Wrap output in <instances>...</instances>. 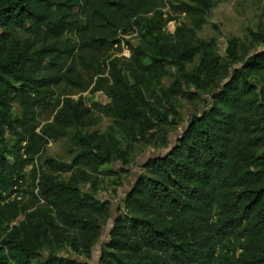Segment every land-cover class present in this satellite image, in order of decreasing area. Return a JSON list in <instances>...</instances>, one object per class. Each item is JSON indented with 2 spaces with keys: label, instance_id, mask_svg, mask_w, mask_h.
<instances>
[{
  "label": "trees",
  "instance_id": "trees-1",
  "mask_svg": "<svg viewBox=\"0 0 264 264\" xmlns=\"http://www.w3.org/2000/svg\"><path fill=\"white\" fill-rule=\"evenodd\" d=\"M68 1L0 0V201L21 164L7 137L16 136L18 145L57 138L66 128H75L84 114L81 98L73 99L69 89L61 94L51 121L35 122V98L52 92V86L65 81L78 92L85 90L81 76L63 67L65 58L76 54L82 65L93 66L94 59L86 52L60 42L65 32L77 28L76 19L61 9ZM87 3L100 28L85 42L91 48L104 50L119 44L117 36L133 24H145L151 39L149 54L133 46V83L123 74L120 58L106 62L112 83L109 101L100 108L128 136L144 137L150 128L143 92H154V83L159 85L168 74L167 65L174 67L173 80L163 91L167 97L176 96L182 85L205 90L209 86L200 80L202 73L214 74L218 66L209 43H194L191 37L185 39L181 53L170 51L154 33L155 28L138 15L149 11L141 8L139 12L138 0H85ZM199 3L201 6L185 2L183 10L192 16L209 10L207 0ZM21 33L44 36L48 43L31 49ZM228 48L229 55L238 60L234 46ZM196 54L200 63L195 72L187 71L185 63ZM146 56L149 64L143 65ZM43 65L55 70L38 77L37 68ZM254 75L263 78L254 83ZM206 94L209 101L192 116L176 142L144 160L124 191L121 212L110 229L112 238L100 255V264H264V49L232 66L225 86ZM14 103L19 107L17 119L11 116ZM156 116L161 117L159 112ZM70 140L76 152L71 164L47 158L50 168L67 172L72 165L84 164L98 169L112 161V151L99 145L93 135L73 131ZM79 179L83 178L43 176L33 181L31 192L52 203L63 225L86 231L93 223L84 210L98 208L96 199L82 192ZM24 212V223L10 225L0 239V264H26L40 255L29 237L43 243L48 228L57 236L59 225L54 220L46 219L44 225L34 211ZM2 222L0 218V225ZM71 263L52 256L38 264Z\"/></svg>",
  "mask_w": 264,
  "mask_h": 264
},
{
  "label": "rangeland",
  "instance_id": "rangeland-1",
  "mask_svg": "<svg viewBox=\"0 0 264 264\" xmlns=\"http://www.w3.org/2000/svg\"><path fill=\"white\" fill-rule=\"evenodd\" d=\"M207 1L210 3L209 10L201 15L192 16L183 10V4L187 2L201 6L199 0H138L141 4L139 12L141 8L149 9L138 15L145 18V23L155 28L154 33L170 51L181 53L185 39L192 37L194 43L199 40L209 43V50L218 66L214 74H201L200 80L209 83L206 90L193 86L186 88L182 85L176 96L167 97L163 91L171 84L174 73V67L167 65L168 74L161 78L159 85L154 83V92H143V101L148 103L144 111L147 118L151 117L148 124L150 128L144 137L136 135L135 138L128 136L127 131L117 126L112 117L105 115L100 105L109 101L107 92L112 83L106 73L107 60L113 57L120 58L123 74L133 83L130 77L133 46H140L147 54L152 51L151 39L145 30V24L139 27L132 23L124 37L121 34L117 36L118 39L121 37L119 44L109 49L97 50L85 44L89 36L100 31L89 3L85 4V0H71L67 2L68 6L61 8L76 19L77 28L65 32L60 42L64 44L67 41L76 45L77 50H81V53L86 52L85 55L88 58L92 57L94 62L93 66H84L76 54L63 60L64 68L81 76L85 85L84 91L78 92L69 83L62 81L52 86V92L39 97L33 94L37 102L35 122L42 125L51 121L61 94L66 90H72L71 97L81 98L84 107V114L75 128H66L65 133L57 138L36 139L28 144L23 142L18 145L15 143L16 136L7 137L14 158L18 156V162L21 164L15 170L16 175L11 187L2 193L0 218H3V222L0 225V239L8 232L10 225L24 223L25 209L34 211L37 220L44 225L46 219H52L59 225L57 236L48 228L47 239L43 243H37L33 237H29V241L38 248L40 255L28 260L26 264L42 263L52 256L67 258L74 262L71 264H100V255L105 252V247L112 238L110 229L121 212L122 195L139 174L143 161L176 142L192 116L202 110L203 103L209 101L207 91L216 92L225 86L232 66L242 63L250 55L264 49V0ZM73 3H79V7L72 5ZM21 36L28 41L31 49L48 43L44 36L24 33H21ZM229 45L234 46V51L239 56L238 60L229 55ZM142 63L148 65L149 58L144 57ZM199 63V54H196L185 63V68L187 71L195 72ZM54 70L51 65H43L37 68V75L42 77ZM261 78L263 77L254 75L251 81L258 83ZM139 103L141 104L140 100ZM148 107L152 111L149 112ZM18 111V104L14 103L11 110L13 119L19 118ZM158 112L161 117L156 116ZM15 124L18 125L17 122ZM73 131L93 135L99 145L112 151V161L98 169L93 165L84 164L72 165L67 172L50 168L45 162L47 158L71 164L76 153L75 146L70 140ZM8 158L13 162L12 154ZM72 175L83 178L79 179L82 192L91 194L97 201L98 210H84L90 215L93 223L90 230L81 231L76 227L63 225L52 203L47 199L43 201L41 197H35L31 192L33 181L43 176L68 180ZM18 196L22 199H18ZM19 200L21 202H18ZM111 207L113 209L110 212ZM216 211L214 208L213 214Z\"/></svg>",
  "mask_w": 264,
  "mask_h": 264
},
{
  "label": "built area",
  "instance_id": "built-area-1",
  "mask_svg": "<svg viewBox=\"0 0 264 264\" xmlns=\"http://www.w3.org/2000/svg\"><path fill=\"white\" fill-rule=\"evenodd\" d=\"M121 35L123 36L124 34H121ZM123 37H124V36H123ZM119 39H121V37H119ZM17 198H18V199H20V198H21V196H18Z\"/></svg>",
  "mask_w": 264,
  "mask_h": 264
},
{
  "label": "water",
  "instance_id": "water-1",
  "mask_svg": "<svg viewBox=\"0 0 264 264\" xmlns=\"http://www.w3.org/2000/svg\"><path fill=\"white\" fill-rule=\"evenodd\" d=\"M122 191H123V189H122ZM120 198H121V197H119V199H120ZM112 209H113V208L111 207V210H110V211H112Z\"/></svg>",
  "mask_w": 264,
  "mask_h": 264
}]
</instances>
